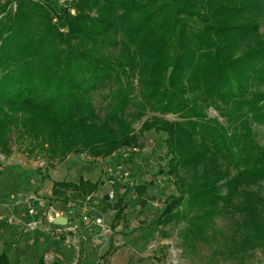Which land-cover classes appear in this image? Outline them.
I'll return each instance as SVG.
<instances>
[{
	"label": "trees",
	"instance_id": "trees-1",
	"mask_svg": "<svg viewBox=\"0 0 264 264\" xmlns=\"http://www.w3.org/2000/svg\"><path fill=\"white\" fill-rule=\"evenodd\" d=\"M263 20L264 0H0V152L11 132L28 155L58 162L133 148L136 123L139 133H164L176 193L157 225L183 222L185 248L211 244L216 256L221 240L223 256L242 259L264 245V199L251 191L264 181L252 130L264 125ZM167 114L178 120L157 116ZM99 185L55 182L48 199H91ZM145 187L135 188L141 208ZM235 216L234 233H217V218ZM0 264H10L6 252Z\"/></svg>",
	"mask_w": 264,
	"mask_h": 264
},
{
	"label": "rangeland",
	"instance_id": "rangeland-1",
	"mask_svg": "<svg viewBox=\"0 0 264 264\" xmlns=\"http://www.w3.org/2000/svg\"><path fill=\"white\" fill-rule=\"evenodd\" d=\"M259 30L264 35V20ZM133 83L135 84V82ZM262 89L264 91V86ZM102 103V100L96 95L94 98L95 107L100 109ZM206 112L209 118H215L221 125L227 127L225 117L218 116L213 108L210 107ZM151 115L145 114V117ZM157 116L167 121L178 120L177 116L173 114ZM140 125V123L134 125L137 142L133 148L119 149V151L108 158L94 159L85 152L70 154L62 162L50 161L41 155H28L27 150L15 142L16 133L11 132L8 135V154L6 156L3 155L5 163L0 173V175L3 173L0 187L6 184V171H11L12 176L16 172L19 179L24 176L25 183L17 184L18 190L13 189L14 192H17H7L9 188L14 187V182L12 183L11 181L7 185V191H5V197L8 198V201L13 202L12 204L15 206L16 211H19L22 204L25 205L24 221L29 222L31 220L27 216V202H25L29 196H34L41 203V205L35 203V206H33L36 207V218L41 219L43 227L49 226L47 218L56 217L52 209L63 213L65 216L67 215V217H72L70 223L71 225H77V229L73 234H68L70 246L68 248L64 247L70 252L69 257L62 264H72L75 260L76 264H81L86 259L88 261L87 264H94L97 256L99 255L100 257L107 251L112 252L111 256L114 257L113 264H264V245L248 252L242 259L230 260L225 257L227 252L222 246L225 241L222 242L220 240L219 248L222 254L219 253L215 256L212 254L213 248L211 244L206 245L199 242L196 245V250L183 246L181 236L185 223H174L164 229L157 225L156 221L161 214L166 199L175 195L176 189L173 179L166 174L167 159L164 157L166 152V134L154 131L139 133ZM252 130L255 133L256 143L264 150V125L254 124ZM0 154L3 153L0 152ZM162 170L163 174L160 173ZM79 179L100 184L91 199L87 198L83 201L72 200L66 204L49 202L48 198L51 196L53 183H76ZM138 186H146L145 192L141 197V200L147 203L144 208H141L138 204L139 197H137L135 192V188ZM251 191L264 199V181L260 182L257 187L252 188ZM105 196H108L109 199L105 200ZM121 198L124 199L126 208L123 212V221L115 226L112 223L115 214L112 206ZM17 201L18 203H15ZM70 204H73V208H69ZM83 210L92 218L100 217L102 219L104 227L103 237L98 236L102 232L99 227L90 225L87 228V225L83 224L80 219V214ZM6 211L7 209L2 214L4 219L7 215ZM69 211H72V214H69ZM261 211V215L264 217V207ZM15 212L9 214V216H15ZM43 213L44 215H42ZM17 214V216H20L19 212ZM15 218L22 219L16 216ZM6 219L5 224L0 225V233L5 234V236L12 234L14 227H16V225H7ZM239 222L240 218L238 216L217 218L215 220L217 233L221 232L231 235ZM17 227L21 230L19 225ZM82 232L87 233L88 236L83 237ZM21 235L26 237L22 240L24 242H18V244H21L19 248L22 252H26V263L24 264H36L45 254L52 257V253L56 251L55 247H53L55 245L52 244L53 240L62 242V238L55 239L38 231L33 234H23L21 230ZM35 235L45 236L46 243L50 242L51 247L48 251L42 253L41 256L38 250L36 254L34 253L33 247L37 246L34 243V239L38 240V237H34ZM78 239H81L80 243ZM94 239L99 240L100 244L95 245ZM78 244L83 248H87L88 251H92L89 258L82 257V252L78 251L77 248ZM11 260V264H20L17 261V257ZM107 261L109 264V259ZM46 263L54 264L55 262L50 259Z\"/></svg>",
	"mask_w": 264,
	"mask_h": 264
},
{
	"label": "crops",
	"instance_id": "crops-1",
	"mask_svg": "<svg viewBox=\"0 0 264 264\" xmlns=\"http://www.w3.org/2000/svg\"><path fill=\"white\" fill-rule=\"evenodd\" d=\"M17 176L18 175L16 174V172H15V175L12 176L11 171H6V177H5L6 178L5 180H7L6 181V184L4 186H1L0 187V225L5 224V219L7 218V216H9V214H13L16 211L15 210L16 209L15 206L12 204L13 202L8 201V198L5 197V191H7L6 188H7V185L9 184L10 181L12 183L14 182V184H13L14 187L8 189L7 192H9V193L10 192L13 193L14 192L13 189L18 190V187H16L17 184L19 185V184H24L25 183L24 176H21L20 179ZM2 179H3V173L0 175V183H1ZM15 192H17V191H15ZM19 195H21V194L19 193ZM15 203H18V201L15 202ZM24 206L25 205L22 204V207H20L19 211H16L15 212L16 213L15 216L16 217H19V218H22V219H19V220H22V221H24V218H25L24 217L25 216ZM5 209H7V211H6V214L7 215H6L5 219H4V216H2V214L5 211ZM52 211H53V213L56 216L53 219H56L58 217H62L63 216V217L66 218V224L71 225V223H70V219L72 218L71 216H68L67 217V215L65 216L63 213L54 211L53 209H52ZM17 212L20 213V216H17L18 215ZM69 214H72V211L71 212L69 211ZM42 215H44V213ZM1 219H2V221H1ZM71 226H73V225H71ZM89 227L90 226H87V228H89ZM0 232H1V230H0ZM70 234H73V233H70ZM81 234L83 235V237L88 236V234L85 233V232H82ZM10 235L7 234V236H5V234L3 235V233H0V253L6 252L10 264L12 262L11 259L14 258V257H17L18 258L17 261L20 264L21 263H23V264L26 263V258H25L26 252L23 253L22 250L19 248V245L21 247V244H18V242H24L22 240H24L26 237L24 235H21V230H19V227H17V226L14 227V230L12 231V234H10ZM4 237H5V240H4ZM34 237L35 238L38 237V240L34 239V243L37 244V246L35 248L33 247L34 253L36 254V251L38 250V253L41 256L42 253L48 251L49 248L51 247L50 246V242L49 243H46L47 242V240H45L46 237L45 236H42V235H39V236L38 235H35ZM66 237H68V236H66ZM73 242L76 243L75 241H73ZM78 242L80 243L81 242V239H78ZM61 243L62 242H60L59 240H53L52 244L55 245L53 247H55V250L56 251L54 253H52V257H49L48 255L45 254V256L43 257L44 264H48V263H46V261H48L50 259H53L54 260V262H55L54 264H62L69 257V252L70 251L69 250H66V248L63 245H61ZM77 248H78V251L80 250V252H82V257L83 258H86V257L89 258L91 256V252L92 251H90V250L88 251L87 248L81 247L80 244H78ZM22 255H23V257H22ZM110 256L108 257L109 264H113L114 257L113 256L110 257ZM97 260H99V255L97 256V259H96V261H95L94 264L97 263ZM38 262L39 261H37L36 264H38ZM87 263H88V261L86 259L81 264H87ZM33 264H35V263H33ZM106 264H108V261H107Z\"/></svg>",
	"mask_w": 264,
	"mask_h": 264
},
{
	"label": "built area",
	"instance_id": "built-area-1",
	"mask_svg": "<svg viewBox=\"0 0 264 264\" xmlns=\"http://www.w3.org/2000/svg\"><path fill=\"white\" fill-rule=\"evenodd\" d=\"M74 0H57V3L59 5V7H68L70 6V4L73 2ZM4 163H5V157L0 154V173L2 172L3 168H4ZM27 202L26 205V213L27 216L31 219L29 222L28 221H22L19 219H16L15 216L10 215L7 217L6 219V224L9 226H17L19 225L22 233L23 234H33L35 232H40V233H44L48 236H51L55 239H61L62 238V242H63V246L69 247L70 246V240L68 236V234L70 233H74L75 230L77 229V225H68L65 224L64 226H58V225H54L53 222L55 219L53 218H47L46 220L48 221L49 226H42V221L41 219H37L36 215H35V203H37L38 205H41V203L38 201L37 198H35L34 196H29L28 199L25 201ZM34 205V206H33ZM69 208H73V204L69 205ZM85 210V209H84ZM82 211V213L80 214V219L83 222V224L90 226V225H94L97 226L101 229L102 232L99 233V237H103V233H104V227H103V223H102V219L100 217H91L89 216V214L86 211ZM65 236V239H64ZM95 245L100 244L99 240H93ZM76 260L73 261L72 264H76Z\"/></svg>",
	"mask_w": 264,
	"mask_h": 264
},
{
	"label": "water",
	"instance_id": "water-1",
	"mask_svg": "<svg viewBox=\"0 0 264 264\" xmlns=\"http://www.w3.org/2000/svg\"><path fill=\"white\" fill-rule=\"evenodd\" d=\"M104 198H105V200H108L109 199L108 196H105ZM53 224L54 225H58V226H64L66 224V218L63 217V216L62 217H58V218H56L54 220Z\"/></svg>",
	"mask_w": 264,
	"mask_h": 264
}]
</instances>
